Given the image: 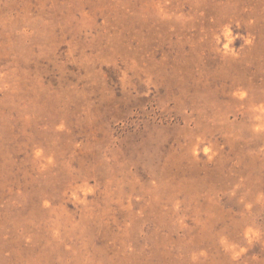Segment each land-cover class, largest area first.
<instances>
[{
    "label": "rangeland",
    "instance_id": "obj_1",
    "mask_svg": "<svg viewBox=\"0 0 264 264\" xmlns=\"http://www.w3.org/2000/svg\"><path fill=\"white\" fill-rule=\"evenodd\" d=\"M0 264H264V0H0Z\"/></svg>",
    "mask_w": 264,
    "mask_h": 264
}]
</instances>
